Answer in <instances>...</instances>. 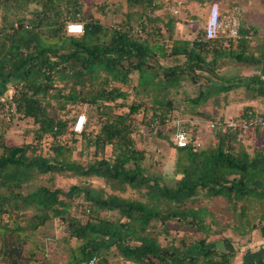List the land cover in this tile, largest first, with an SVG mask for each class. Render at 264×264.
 Listing matches in <instances>:
<instances>
[{
	"label": "trees",
	"instance_id": "1",
	"mask_svg": "<svg viewBox=\"0 0 264 264\" xmlns=\"http://www.w3.org/2000/svg\"><path fill=\"white\" fill-rule=\"evenodd\" d=\"M125 1L130 8H141L134 26L125 22L107 27L89 14L82 15V0H0V111L12 112L10 119H31L35 140L8 145L0 132L2 264H28L37 244L29 248L26 258L24 243L55 218L62 221L68 237L76 240L70 264H84L93 255L100 264L103 252L112 246L128 264H230L232 253L218 250L208 240L210 235L228 228L245 235L264 221V144L238 141L235 134L220 129L214 130V142L198 148L173 142L174 182L161 184L160 175L143 166L145 152L132 137L137 128L134 114L141 108L146 114L147 102L140 99L121 104L128 107L125 113L113 112V107L105 104L128 95L111 86L112 82H133L135 95L150 98L148 126L155 131L158 122L171 118L172 94L178 93L185 81L195 82L200 77L210 81L189 98L188 103L194 106L212 94L238 87L252 98L263 99L264 41L252 49L250 42L256 33L250 27H241L240 32L251 31V37L237 41L204 39L202 33L198 40H173L169 52L162 42L159 50L165 51L163 56H175L174 62L155 64L150 60L149 37L159 34L151 24L157 19L154 13L161 0ZM70 21H82L83 32L67 33ZM230 62L252 66L257 72L226 79L218 68ZM53 101L60 107L68 103L95 106L102 114L98 130L91 133L83 128L74 133L96 151L111 146L112 158L101 157L83 167L72 159L73 147L61 143H53L50 153L42 154L39 143L67 129L66 121L53 111ZM65 171L102 178L105 186L94 187L85 181L66 190L45 185L24 190L43 174ZM128 189L138 192L140 198L118 193ZM75 198L82 201L78 205L82 217L68 212ZM215 198L223 200L221 212L209 206ZM103 211H115V218L102 216Z\"/></svg>",
	"mask_w": 264,
	"mask_h": 264
},
{
	"label": "rangeland",
	"instance_id": "2",
	"mask_svg": "<svg viewBox=\"0 0 264 264\" xmlns=\"http://www.w3.org/2000/svg\"><path fill=\"white\" fill-rule=\"evenodd\" d=\"M186 1L187 0H184L182 3L180 15H174L171 13L169 6L172 2L170 0H168L165 5L166 7L168 6L169 9H166L165 12L162 13V20H168L171 25L178 26V35L186 37L189 35H202L207 9L212 2H218L222 9H231L236 6L242 9V27H250L255 30L256 33V37L250 42L252 49H256L258 43L264 41V0H204L203 3L195 1L193 11H190V7H187L188 2ZM22 14L23 13H21V15ZM81 14H89L107 27H116L123 25L125 22H128L133 26L136 25L139 21V16L142 13L139 6L130 8L125 0H82ZM126 18H128V20H126ZM184 19H189V21L186 22ZM168 27L170 26L168 25ZM160 28H162V25H158V31L163 38H168V36L171 35L168 33L167 28ZM145 33L147 34V32ZM162 36L160 37L161 39H163ZM255 71L256 70H254L251 66L244 65L241 76L252 75ZM131 76H136V72L131 73ZM200 79L201 84L206 83L204 78L200 77ZM132 85L133 82L130 81L125 85L120 82H112L111 86L119 87L121 90L127 92L128 95L125 99L120 98L116 99L114 102H107L105 104L112 106L113 112L125 113L127 112L128 107L126 105L120 106L121 104H129L131 101L138 102L140 99L147 102V104H145L146 114H142V108L139 112L134 114V124L137 128L132 133V137L135 140L137 148H140L145 152V158L142 161L143 166L147 168L149 173L160 175L161 178L159 182L161 184L166 183L170 185L174 182L173 171L175 168V153L172 148L174 142L173 126L168 122H158V129L150 131L148 126L150 122L148 121L150 119L152 106L144 96L141 97L140 95L134 94L131 90ZM182 85V91L184 89L183 92H180L179 95L176 93L172 94L173 97L176 96V103H174V111L172 112V115L180 114L182 115V118L200 120L199 124L195 127L194 132L201 136L204 146L215 141L214 130L210 131L207 129L205 126V120L235 116L239 111H243V108L249 106L245 104L243 105L242 103L250 102L252 99L250 94L245 91L244 88L238 87L232 89L228 92L227 97L233 102V104L228 105V113L224 114L223 112V115L220 116V111H215L213 104H201L200 106H194L185 102V98H190V96L193 97L196 95L198 93V89H194L192 86L185 83ZM9 93L10 92L8 91L6 95L9 96ZM58 103L59 102L53 101V111L58 119L66 121V132L62 135H58L56 138L49 136L48 138L43 139L39 143V151L46 155L50 153L49 146L53 143L70 145L73 147L71 152L72 159L83 167H86L89 161L100 159L101 157L111 159V146L107 145L103 150L96 151L92 145H88L87 141L82 139L80 134H75L71 128L73 118L79 113L84 112L87 118L84 129L87 132H96L99 128L98 117H102L101 112L95 108V106H91L87 103H68L64 107H60ZM220 107L224 108L225 106H222L221 103L218 108ZM256 108L262 110L263 112L264 98L256 104ZM197 112H200L201 114ZM10 114H12L10 111H0V132L3 134V141L8 145L34 143L35 140L33 139L31 131L33 123L31 119L24 118L20 121L17 119H10ZM262 127L264 128V125ZM73 139H76V141L73 142ZM253 139L254 138H251V135L248 136V142H252L253 145H256V142L258 141L255 142ZM259 143L263 145L264 140ZM85 181L89 182L94 187L105 186V181L102 178L96 176L84 177L75 174L73 175L70 174V171H65L43 174L35 181L28 184L24 190L27 191L29 189H33L38 185H45L50 188L59 187L66 190L71 184H79ZM118 193L123 196L131 195L132 197L140 198L139 193L135 190H129L126 193ZM80 203H82L80 198H75L70 203L68 208L70 215L82 217L78 206ZM208 203L212 210L221 212V204H223V200L215 198L211 199ZM222 212L224 213L225 211ZM30 213L31 212H27V215ZM100 214L102 216L115 218L114 216L116 215V212L112 211L106 213L103 211ZM3 218L5 219L6 216L3 215ZM160 240L163 241L162 236H160ZM35 244H37V247L34 249L33 259L28 260V264H70V252L71 249L75 247L76 240L75 238L68 237L62 221L60 222L58 218H55L34 231L31 234V239L24 243V255L26 258L29 256V248L34 247ZM103 257L104 260H101L100 264H128L124 258L121 257L118 250L115 249L114 246L104 251ZM0 264H2L1 261Z\"/></svg>",
	"mask_w": 264,
	"mask_h": 264
},
{
	"label": "crops",
	"instance_id": "3",
	"mask_svg": "<svg viewBox=\"0 0 264 264\" xmlns=\"http://www.w3.org/2000/svg\"><path fill=\"white\" fill-rule=\"evenodd\" d=\"M167 1L168 0H161L160 1L161 6L154 13V17L157 16V19L153 20V22L151 24V26L155 30V32L156 31L159 32L158 31V25H162V28H160V29L167 28L168 33L171 34L170 36H168V38H163L162 35H159L157 33H155L151 36L149 35L150 36L149 37V44H151V50L153 51L152 52L153 54H152L150 60L153 61L155 64L157 62L158 63H164V64H173V62H174L173 60H174L175 56H163V54L161 52H163L164 50L163 51L159 50V47L161 46L162 42L166 43L167 46H169V47H167V51L169 52V48H170L171 42H173V40L187 39V40L193 41V40L200 39L198 37V35H196V36L189 35L187 37L182 36V35H178L177 34L178 33V30H177L178 26L177 25L176 26L175 25L170 26L168 20H162V17H163L162 13H164L165 10L169 9V8H170L169 10L171 11L172 14L180 15L181 6H182V3L184 0H181L182 3L178 7L177 13H173V8L175 7V1L176 0H170L172 3L169 6V8H168V6L167 7L165 6L167 4ZM186 2H188L187 7H190V11H193L195 1L194 0H187ZM240 11L242 14V9H240ZM184 20L186 22L189 21V19H184ZM240 23H241V18H240ZM249 23H252V22H249ZM168 25L170 27H168ZM241 27H242V25H241ZM161 36L163 39L160 38ZM243 67H244V65H236L235 63H226L223 65H220V67L218 68V71L220 72V76H222L226 79H230L236 75H242V68ZM252 68L254 70H256L255 71V73H256L257 69L254 67H252ZM200 80H197L195 82L185 81L183 83L188 84L189 86H192L194 89L204 88V86L206 84H210V81H206V83L201 84ZM182 87H183V85H181V87L178 88L179 92L176 94L179 95L180 92L184 91V89L182 91ZM231 90H229V91H231ZM228 92H221L219 94H212L205 101L201 102L199 104V106L201 104H207V105L213 104V106L215 107V111L219 110L220 116H222L223 112H224V114L228 113V111H227V110H229L228 105L233 104V102L230 101V99L227 97ZM195 96L196 95H194L193 97H195ZM144 97L146 100H148V102L150 104L151 103V101L149 100L150 98L148 96H145V95H144ZM172 97H173V95H172ZM193 97L190 96V98H193ZM175 98H176V96L173 97L174 103H176ZM260 100L261 99H259V98H254V99L252 98L250 102L242 103L243 105L245 104V105H249V106H247L246 108H243V111H239L236 115L241 114V113H243L249 109H254L256 111H262V110H259L256 108V104L259 103ZM184 101L188 102L189 97H186ZM221 103H222V106L223 105L225 106L224 108H222V107L218 108ZM208 111L211 112L210 110H208ZM263 112H264V109H263ZM251 138H254L253 141H255V142L258 141V142H256V145L262 146V144H260L259 142L264 140V128L259 127L257 129H255L251 133ZM208 240L214 242V244L218 250H220L222 252L225 251V252L232 253L230 264H263L264 263V221L257 222L256 227L253 228L250 232L246 233L245 235H240L238 233H235L231 229L228 228L225 231H223L222 234L210 235ZM127 262H129V261H126V263Z\"/></svg>",
	"mask_w": 264,
	"mask_h": 264
},
{
	"label": "built area",
	"instance_id": "4",
	"mask_svg": "<svg viewBox=\"0 0 264 264\" xmlns=\"http://www.w3.org/2000/svg\"><path fill=\"white\" fill-rule=\"evenodd\" d=\"M181 0L175 1L173 13L178 12V7L181 5ZM241 11L237 7L231 9H222L218 2H212L208 9L205 22L203 24V37L204 39H216L220 37L229 38L237 41L242 36L245 38L251 37V31L241 34L240 23ZM76 26L81 27L80 32L72 31ZM84 29L82 21H70L66 25V31L70 34L82 33ZM137 33L142 35L140 28H137ZM180 114L171 115L166 121L173 126V140L177 146L192 145L201 147L203 145L201 136L194 131L195 127L199 124L200 120L182 118ZM87 121L84 112L79 113L73 125L72 130L75 133H81ZM264 125V115L262 111L243 112L232 117H220L217 119L205 120V126L208 130L220 129L235 134L238 141L245 142L248 136L258 127ZM98 258L93 255L84 264H96ZM264 264V263H263Z\"/></svg>",
	"mask_w": 264,
	"mask_h": 264
},
{
	"label": "clouds",
	"instance_id": "5",
	"mask_svg": "<svg viewBox=\"0 0 264 264\" xmlns=\"http://www.w3.org/2000/svg\"><path fill=\"white\" fill-rule=\"evenodd\" d=\"M82 29L80 26H76L72 29V31L80 32Z\"/></svg>",
	"mask_w": 264,
	"mask_h": 264
}]
</instances>
